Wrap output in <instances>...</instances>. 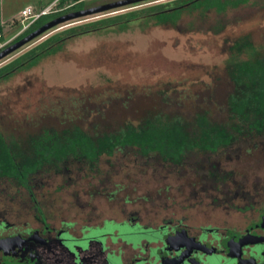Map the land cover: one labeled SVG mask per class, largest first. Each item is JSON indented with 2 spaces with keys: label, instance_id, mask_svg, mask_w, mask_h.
I'll return each mask as SVG.
<instances>
[{
  "label": "rangeland",
  "instance_id": "374dc122",
  "mask_svg": "<svg viewBox=\"0 0 264 264\" xmlns=\"http://www.w3.org/2000/svg\"><path fill=\"white\" fill-rule=\"evenodd\" d=\"M59 1L0 0L5 41L0 49L25 31L23 8L57 10ZM115 1L88 0L79 7ZM171 1L150 0L66 22L1 60L0 68L60 31ZM244 44L264 51V0L225 11L186 10L174 23H133L123 31L78 37L57 55L0 84L2 136L23 150L30 136L45 127L78 125L98 135L157 113L192 120L203 112L214 122H227L234 90L231 69L249 57ZM19 185L35 186L57 225L67 217L78 219L83 197L108 214L114 185H138L129 197L149 202L128 204L129 212L148 207L161 216L197 215L216 226L243 227L264 215V134L245 136L214 153L195 148L179 160L128 147L99 152L93 161L69 159L59 168L34 169L21 179L13 173L2 177L0 211L12 223L35 224L28 191ZM125 192L118 197L124 198ZM158 199L164 203L160 208Z\"/></svg>",
  "mask_w": 264,
  "mask_h": 264
},
{
  "label": "trees",
  "instance_id": "16d2710c",
  "mask_svg": "<svg viewBox=\"0 0 264 264\" xmlns=\"http://www.w3.org/2000/svg\"><path fill=\"white\" fill-rule=\"evenodd\" d=\"M250 1L252 0H174L74 26L52 35L0 68V84L23 70L38 66L44 59L57 55L70 41L81 36L111 30L123 31L133 23H174L186 10L204 8L225 11ZM83 3L77 0H60L57 10L40 17L12 43L51 20L87 8L79 7ZM4 42V37L0 38V45ZM244 46L248 49L249 57L241 59L231 69L234 90L228 100L229 121L214 122L203 112L197 113L192 120L179 114L157 113L137 124L127 122L116 131L98 135L78 125L61 130L45 127L36 135L30 136L23 150L17 148L18 144L14 140L4 139L5 133L0 130V179L12 173L21 179L34 169L59 168L71 158L93 161L99 152L128 147L146 155L156 153L167 159L179 160L195 148L214 153L239 142L245 136L264 134V51L257 50L251 44ZM244 51L241 49L240 53Z\"/></svg>",
  "mask_w": 264,
  "mask_h": 264
},
{
  "label": "flooded vegetation",
  "instance_id": "af4514ba",
  "mask_svg": "<svg viewBox=\"0 0 264 264\" xmlns=\"http://www.w3.org/2000/svg\"><path fill=\"white\" fill-rule=\"evenodd\" d=\"M19 186L28 191L35 224L12 223L0 211V264L264 263L262 214L240 227L216 226L197 215L161 216L148 207L129 212L128 204L147 206L149 199L129 197L138 185H114L108 199L111 213H101L92 207L93 199L83 197L78 219L67 217L57 225L50 221L53 216L36 196L35 186ZM80 188L85 190V185ZM124 190L126 196L119 198ZM157 201L159 208L164 205Z\"/></svg>",
  "mask_w": 264,
  "mask_h": 264
},
{
  "label": "water",
  "instance_id": "95a60500",
  "mask_svg": "<svg viewBox=\"0 0 264 264\" xmlns=\"http://www.w3.org/2000/svg\"><path fill=\"white\" fill-rule=\"evenodd\" d=\"M146 1H150V0H119V1L106 3V4L95 6V7L85 8L80 11H75V12H71L69 14L60 16L54 20L47 22L46 24H44L37 30L33 31L26 37L22 38L21 40H18L6 46L5 48L1 49L0 50V61L61 24H64L66 22L73 21V20H76L82 17H87L90 15H95L98 13H103L106 11H110V10H114V9H118L122 7H127L130 5H134V4H138V3H142ZM1 244L2 242L0 241V245Z\"/></svg>",
  "mask_w": 264,
  "mask_h": 264
},
{
  "label": "built area",
  "instance_id": "2783aa9c",
  "mask_svg": "<svg viewBox=\"0 0 264 264\" xmlns=\"http://www.w3.org/2000/svg\"><path fill=\"white\" fill-rule=\"evenodd\" d=\"M78 2H85L88 0H77ZM52 11L51 8L44 9L40 12H35L31 7L23 9L20 13V21L24 25L25 30L28 29L34 22H36L40 17L46 15ZM3 37L2 29L0 28V38Z\"/></svg>",
  "mask_w": 264,
  "mask_h": 264
},
{
  "label": "crops",
  "instance_id": "0c3cea01",
  "mask_svg": "<svg viewBox=\"0 0 264 264\" xmlns=\"http://www.w3.org/2000/svg\"><path fill=\"white\" fill-rule=\"evenodd\" d=\"M56 0H54V2H55ZM27 7H29V6H27ZM27 7H25V8H27ZM50 7V6H49ZM25 8H23V9H25ZM44 9H46V8H42V10H44Z\"/></svg>",
  "mask_w": 264,
  "mask_h": 264
}]
</instances>
